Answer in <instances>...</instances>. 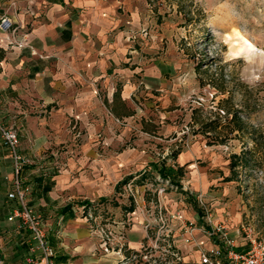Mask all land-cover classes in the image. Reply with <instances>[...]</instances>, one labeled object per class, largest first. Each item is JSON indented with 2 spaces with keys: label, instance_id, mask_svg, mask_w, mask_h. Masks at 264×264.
I'll return each mask as SVG.
<instances>
[{
  "label": "crops",
  "instance_id": "1",
  "mask_svg": "<svg viewBox=\"0 0 264 264\" xmlns=\"http://www.w3.org/2000/svg\"><path fill=\"white\" fill-rule=\"evenodd\" d=\"M85 1L0 0V19L7 18L0 22V124L17 130L19 152L33 164L21 170L20 178L30 188L27 204L44 217L55 264H116L122 252L134 253L152 243V206L181 210L184 219L194 223L192 240L185 242L186 232L176 241L183 264H199L201 250L223 245L213 229L224 221L231 229L226 239L233 241L234 250H247L235 230L239 213L229 210L242 206L239 195L225 186L233 181L212 180L210 164L197 158L198 146L173 162L180 168L189 164V177L178 190L173 173L169 182L161 179L160 165H149L153 160L143 144L123 147L129 142V129L142 128L140 122L128 123L114 134L115 121L130 122L136 115L131 97L142 69L116 63L104 45L84 37L89 25L74 22L70 14L72 6ZM143 174L149 177L140 186L146 194L134 200L133 212L125 214L121 206L128 199L117 207L111 203L115 187L127 176L133 181ZM12 176L9 154L0 142V264H24L33 244L29 233L17 228V221H7L18 206L9 198ZM84 201L102 202L96 215L82 214ZM190 206H213L215 213L198 217ZM92 220L110 224L121 235L117 241L124 246L119 253L104 250L98 234L89 230L87 222ZM169 228L176 235L182 225L173 219Z\"/></svg>",
  "mask_w": 264,
  "mask_h": 264
},
{
  "label": "rangeland",
  "instance_id": "2",
  "mask_svg": "<svg viewBox=\"0 0 264 264\" xmlns=\"http://www.w3.org/2000/svg\"><path fill=\"white\" fill-rule=\"evenodd\" d=\"M86 1L72 6L70 14L74 22L89 25L84 37L101 48L104 45L116 63L142 69L131 97L136 115L130 122L115 121L114 134L119 135L128 123L140 122L146 131L131 127L123 147L143 144L153 160L149 165L171 170L178 190L189 177V164L178 171L180 167L173 163L180 153L198 146L197 158L210 164V177L217 182L231 176L230 157L239 156L244 166L235 171L238 180L225 186L239 195L242 206H229V210L239 213L235 230L242 238V229L249 227L264 240V0H99L101 6H87ZM233 112L242 122L240 131L231 132L233 125L226 126ZM140 186L128 184L115 190L111 203L125 202L132 195L139 200L146 194ZM149 194L153 200V191ZM30 208L41 216L44 226L42 213ZM190 208L198 217L215 213L213 206ZM149 211L155 217V226L149 228L155 232L152 243L134 251L137 256L131 250L122 252L120 262L183 264L176 241L184 230L175 235L166 228L173 219L178 221L181 210L152 206ZM87 223L104 250L117 253L124 246H119L121 235L110 224ZM217 226L224 228L228 238L227 223ZM167 236L180 262L165 256L163 238Z\"/></svg>",
  "mask_w": 264,
  "mask_h": 264
},
{
  "label": "built area",
  "instance_id": "3",
  "mask_svg": "<svg viewBox=\"0 0 264 264\" xmlns=\"http://www.w3.org/2000/svg\"><path fill=\"white\" fill-rule=\"evenodd\" d=\"M6 19V17H2L1 22H5ZM7 26H9V23ZM0 139L12 163L13 176L9 198L15 200L18 204L7 217V221H17V228L19 230H26L33 242L28 248L24 264H55V253L47 241L42 218L27 204V194L30 188L21 180L20 172L28 165V161L19 152L18 132L14 128L5 127L0 124ZM89 218H91V215H89ZM177 219L181 222L184 233L189 232V236L185 238V242L191 241V230L194 223L185 220L180 214L177 215ZM162 225L160 226L161 229ZM166 228L169 229V227ZM222 229L224 228L221 226H215L213 231L221 235L223 245L201 250L199 264H264V240L254 234L249 227L242 229L244 234L243 239L248 245L247 250L242 252L234 250L233 241L226 239L225 234L222 233ZM163 241L166 244V250H164L165 256L180 262L181 256L172 245L170 236L164 237ZM133 256L137 255L133 253ZM119 263L124 264L123 262Z\"/></svg>",
  "mask_w": 264,
  "mask_h": 264
},
{
  "label": "trees",
  "instance_id": "4",
  "mask_svg": "<svg viewBox=\"0 0 264 264\" xmlns=\"http://www.w3.org/2000/svg\"><path fill=\"white\" fill-rule=\"evenodd\" d=\"M199 64L196 65V69H198ZM201 85H205V83L202 81V79H198ZM242 124V122L238 119L237 115L235 114V112L232 113L231 115V119L229 121L226 122V126L229 125H233L232 128L230 129L231 132L233 131H240L241 127L240 125ZM217 127V126H216ZM216 127H214L213 129H215ZM176 153H174L175 155ZM229 168H230V172H231V176L230 177H226L224 178V181H237V173L235 172L236 169L238 167H242L244 166V164L241 162V158L237 155H232L230 157L229 160V164H228ZM181 168L178 169V171H180ZM171 170H166L163 167H160L158 169V173L161 177V179H167L169 182L172 181V171ZM133 178V176H127L125 177L123 180H121L120 182L117 183L115 190L119 191L122 188L128 184H131L132 186H140L143 185L145 182V179H148L149 177L146 174L141 175L137 180H133L131 181ZM175 179V178H174ZM102 202L99 203H89L87 201L81 202L80 205L82 206V211H83V215L84 216H88V215H96L97 210L99 209L98 205H101ZM115 207L118 206L117 203L113 204ZM135 207V201L133 196L129 197L128 200V204L127 205H122L121 209L122 211L126 214V213H131L133 212ZM135 254V253H134Z\"/></svg>",
  "mask_w": 264,
  "mask_h": 264
}]
</instances>
